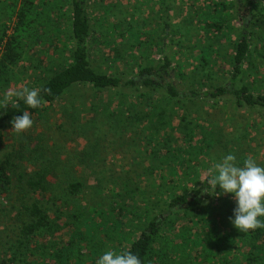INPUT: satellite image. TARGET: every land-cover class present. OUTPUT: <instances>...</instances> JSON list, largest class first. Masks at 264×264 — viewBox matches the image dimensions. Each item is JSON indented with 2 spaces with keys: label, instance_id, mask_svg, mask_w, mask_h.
Returning <instances> with one entry per match:
<instances>
[{
  "label": "rangeland",
  "instance_id": "rangeland-1",
  "mask_svg": "<svg viewBox=\"0 0 264 264\" xmlns=\"http://www.w3.org/2000/svg\"><path fill=\"white\" fill-rule=\"evenodd\" d=\"M206 1L183 0L186 5L182 8V0H88L91 28L88 47L91 65L98 73L119 74V77L127 81L128 78H138L142 74L140 72L146 71L149 67L156 65L161 67L165 60L168 76H171V81L181 91L198 90V93L204 95L215 87L225 86L232 80L229 54L235 53L231 41L236 43L240 39L236 36L234 29L239 27V23L237 20L232 21L235 25L232 32L234 38L225 36H223L225 38H208L209 34H204L203 30L198 27L195 29L191 22L185 21L186 17H192V14H189L190 8H195L189 6L190 2L200 4ZM167 4L171 7L169 8ZM9 9V2L0 0V28L2 23H7L9 28L14 25V20L6 17V14L10 12ZM66 11L68 10L62 8L60 12V18L63 21L50 23L47 33L40 32L42 36L36 39L37 42L33 40L31 46L22 47L16 62L8 64L3 71L0 70V107L19 99L11 96L5 100L6 94L21 91L24 87L38 90L56 70L63 69L72 62L71 50L74 44L68 38L72 20L69 18V11ZM62 13H65V18ZM193 23H195L194 20ZM257 25V22L251 21L249 32L252 30L257 32L258 28L254 29ZM251 42L253 49L259 50L262 47L258 38H251ZM198 44L205 48L213 44L214 47H211L220 53V57L217 54L213 56L215 63L212 71H209L211 65H206L204 69L197 67L199 63L196 56L201 53L197 47ZM251 61L258 66L250 70L251 63L248 64V62ZM261 64L262 66L259 67ZM243 69L250 70L244 82L254 84V89L260 87L256 94H263L264 58L258 54L257 57L252 55ZM138 85L129 89L124 88V90L128 89L130 94L126 103H124L125 96L118 92L120 107L114 106V113L112 111L114 102L109 107V101H107L110 95L108 91L99 92L88 84H75L58 100L46 104L41 114L32 119L31 128L17 133L13 131V126L6 127L5 139L0 142V161L9 157L16 166V173H12L9 190L0 189V264H48L47 255H41L40 250L49 245L59 244L62 247L68 243L70 229L63 227V221L66 220L65 217L63 218L66 205H61L60 201L64 202V187L72 178L84 182L89 187L84 195L80 196L82 206L67 207V217L70 221L80 223L83 216L101 221V218L105 220V217L110 215L112 219L119 222L121 216L118 210L109 213L111 209L109 205L112 200H119V194L126 193L128 188L123 189L126 180L122 179L120 182L122 181L123 191L118 193L119 179L115 181L110 179L112 169L117 170L119 174L121 170L122 174L126 175L123 170H129L134 166L139 167L137 173L130 175L132 181L129 180L139 192L133 195L135 197L131 203L122 207L126 210L125 216L128 220L124 219L123 225L118 223L112 227H105V230L110 231L118 226V230L113 232L109 243L118 241L117 238L121 232L136 238L140 234L141 227H145L149 221L146 212H138L136 205L139 204L147 209L151 207L155 213L158 206H154L158 203L156 197L158 189L153 185L149 187V181L144 176L140 177L143 167L157 166L156 157L144 152L143 139L128 137L143 130L145 125L142 122L150 127L147 129H153L151 127L154 119L162 120L163 118L164 121L173 118L172 123L178 125L182 122L185 125L183 120L188 116L187 123L192 124L197 120L196 114L201 113L204 116V125L208 124V121L210 126L215 123L211 126L213 132L218 135L229 132L228 138H231L233 134L240 135L241 128L245 129L249 124L247 132L252 131V134L248 136L249 143L241 146L237 152L236 163L239 165V155L245 154L251 148L248 156L264 166V110L237 108L230 97L213 100L208 99L207 96L203 98L198 96V98L182 99L183 103L180 102L182 103L180 105L174 99L164 98L166 93L163 95L155 93L149 105L153 109L151 113L150 108L138 104L139 94L148 90L145 85ZM111 95L115 96L116 93L112 92ZM131 116L135 118L142 116L144 120L139 122L138 119H129L128 117ZM128 120L138 123V127L130 132V135L122 130L123 123L128 124ZM130 129L132 130V127ZM147 129L143 130V136L149 134ZM183 132L190 131L184 127ZM173 135L174 139L166 140L170 147L182 145L184 139L179 137L180 134L175 132ZM222 143V141L218 142L211 149L210 155L218 158L217 162L221 161L226 153L223 152ZM155 146L156 143L152 144L151 148ZM156 148H162L161 144H158ZM209 158L204 154L192 160V165L200 170L201 175L200 178L197 175L191 178H195L199 186L211 174V170L217 163ZM204 161L213 168L200 166ZM37 174H44L45 186L50 188L57 197L50 195L43 197L38 190L30 188L29 177L35 175L38 179ZM161 174H164L163 171L157 172L155 176ZM147 186L148 201L141 199L137 203L140 192ZM191 187L193 184L189 183V188ZM227 195L229 194H223V196ZM105 196H108V199ZM56 198L60 201L54 204L53 201ZM38 200H43L51 221L50 225L42 231L41 242L34 241L27 244L23 241L22 228L31 217L28 206ZM94 208L97 211L94 212ZM215 216L223 222L222 229L228 228L229 214L224 215V212L218 211ZM177 223L184 224L180 219ZM45 243L48 244L45 245ZM125 247L128 248V245Z\"/></svg>",
  "mask_w": 264,
  "mask_h": 264
},
{
  "label": "trees",
  "instance_id": "trees-1",
  "mask_svg": "<svg viewBox=\"0 0 264 264\" xmlns=\"http://www.w3.org/2000/svg\"><path fill=\"white\" fill-rule=\"evenodd\" d=\"M6 1V0H5ZM10 9L6 17H10L13 21V26L8 27L7 23H2L0 28V70L3 71L10 63L17 61L20 50L24 45H32L33 40L37 42L42 34L46 32L50 23H54L60 18L62 8L68 10L71 22L70 38L74 47L71 50L72 62L63 69L56 70L50 79L44 81L39 87L42 102L38 108H28L22 100H16L13 103H7L0 107V142H3L6 134V127L12 126L10 123L14 116L22 115L23 111L27 110L31 114V118H37L46 104L53 103L58 100L69 88L75 84H88L96 91H108L110 93L107 101L109 107L112 104V111L114 106L120 107V99L118 92L124 95V103L127 102L130 96L129 88L139 86L138 84L147 87L146 92H142L138 96V104H143L149 107L151 100L155 93L165 94L164 98L174 99L178 104H182V99L203 98L209 99H227L230 97L237 108L247 107L250 109L264 110V93L259 94L260 87L254 89V84L245 83L244 80L250 74V70L258 65L255 62L251 63L250 70L243 69L248 59L252 55L257 57V54L264 58V0H207L200 4L190 2L191 7L189 14L191 18L186 17L185 21L191 22L194 28L197 27L204 31V34H209L208 38H234L233 20L238 21L239 27L234 28L238 42L231 43L234 46L235 53L229 54V62L232 68L230 72L231 81L225 86H218L211 91L200 94L194 90L192 92L181 91L171 81V76H168L165 65L167 63L163 60L161 67L159 65L149 67L146 71L140 72L141 76L138 78H128L124 80L117 74L98 73L90 62V53L88 41L91 33L89 20V6L88 0H7ZM4 2V1H3ZM182 8H185V3L182 0ZM170 8L171 5L167 4ZM69 7V8H68ZM66 11V12H68ZM57 14V15H55ZM65 18V13H62ZM199 14L201 16H199ZM15 17L14 19H12ZM57 19H55V18ZM53 19L55 21H53ZM196 19V20H195ZM193 20L195 23H193ZM253 20L258 25V31L249 32V24ZM11 29V30H10ZM65 29V28H64ZM189 29V28H188ZM10 31V32H9ZM249 32V33H247ZM225 36V37H223ZM251 38H258L262 47L253 49ZM45 44L44 39L42 40ZM210 44L208 48L197 45L201 53L196 56L198 65L204 69L206 65H211L209 71H212L215 63L213 56L220 53L216 52ZM259 51V53H258ZM225 56V55H224ZM222 56V57H224ZM218 57V58H219ZM210 63V64H209ZM262 64L259 66L261 67ZM247 68V67H246ZM257 69V68H256ZM201 71V70H200ZM124 88H128L124 90ZM115 92L116 95H111ZM182 102V103H180ZM14 104H18L19 108H15ZM101 106V104H100ZM131 112L133 110H130ZM198 113V112H197ZM124 114V113H122ZM125 116V114H124ZM126 117V116H125ZM264 117V115H263ZM143 121L144 117L131 116L128 117ZM188 116L184 117L185 125L180 122L178 125L172 123V119L164 121V118L153 121V129H147V124L142 122L149 131L148 135H142L137 132L134 136L130 132L135 131L138 123L134 120H128L123 123L122 130L125 134H129L130 138H138L144 140V152L148 155L156 157V167H143L140 177L144 176L149 182V187L157 188L158 203L156 213L151 207L142 208L139 204L136 205V210L139 212H146L148 223L145 227H141L140 234L136 238L127 236L126 233L121 232L118 236V241L109 243L112 239L114 231L118 230V226L108 231L106 226L112 227L124 223L126 210L122 209L123 205L131 203L139 190L132 185L130 175L138 172L139 167H130L129 170H123L126 175L120 174L117 170H111L112 176L110 179L117 181L120 193L123 189L128 188V191L119 194V200L114 199L110 202L111 208L109 213H114L118 210L121 216L119 222L112 219L108 215L105 220L97 221L92 217H84L80 223L72 222L67 217L68 206L77 207L82 206L80 200L89 187L84 182L72 178L64 187L65 193L63 201L56 198L54 204L60 201L61 205H66L64 216L66 220L63 221L64 229H70V239L68 243L62 247L59 244L49 245L41 249V255H47L48 264H96V260L103 252L108 249L131 251L139 256L142 264H264V228H257L247 232H241L231 223L228 222V228L222 229L224 226L215 213L218 211L224 212V215L229 214L233 216V208L235 201L232 194L227 196H214L207 193L201 194V189L207 187L203 182L201 186L196 182L194 177L197 175L200 178V170L192 165V160L197 159L198 156L204 154L211 161L217 162L218 158L211 156V149L218 142H223V152L227 154L237 155L240 147L248 144V136L252 131L247 132L249 124L245 129L241 128L240 135L233 134L228 138L230 133L216 134L211 126L215 123L210 122L204 125V116L201 113L196 114L197 120L192 124L187 123ZM212 121V120H210ZM132 127V130L130 129ZM184 127L190 132H183ZM210 127V128H209ZM178 132L179 137L184 139L182 145H175L174 148L166 140L174 139L173 133ZM217 137V138H216ZM146 141H145V139ZM176 138H178L176 136ZM156 146L161 144L162 148H151L152 144ZM231 145V146H229ZM207 148H206V147ZM167 147V149H163ZM152 149V150H151ZM249 148L245 154L239 155V165L242 166L243 160L248 156ZM210 155V156H209ZM218 155V154H212ZM209 156V157H208ZM209 158V159H210ZM200 166L204 168H213L212 165L202 163ZM158 168V169H157ZM137 169V170H136ZM163 175L155 176L157 172ZM12 173H16V166L8 157L0 161V189L8 191L11 185ZM29 177V186L31 189L45 195L55 197L56 194L45 186L44 174H37ZM208 175L204 181L209 178ZM126 180L123 184L122 181ZM130 180V181H129ZM190 180V182H186ZM189 183L193 187L189 188ZM133 186V187H132ZM101 188V187H99ZM180 188V192L178 189ZM140 192V197L137 203L142 199L147 202L148 186ZM95 190V188H94ZM219 191V187L217 186ZM109 191L110 190H106ZM156 191V190H155ZM67 193V194H66ZM117 193V194H118ZM129 197H128V196ZM57 197V196H56ZM108 199V196H105ZM120 200L124 202L121 203ZM148 204V203H147ZM47 207L43 204V200L34 201L31 206H28L30 220L22 228L23 241L27 244L32 242H41L40 237L43 236L42 231L50 225V215L46 212ZM147 209V210H146ZM97 211L94 208V212ZM152 212H154L152 214ZM94 216V215H92ZM126 217V218H125ZM182 220L184 224L178 225L177 220ZM104 221V222H103ZM103 222L102 225L99 223ZM234 229V230H233ZM176 230V231H175ZM48 243H45V245ZM128 245V248L125 247Z\"/></svg>",
  "mask_w": 264,
  "mask_h": 264
},
{
  "label": "clouds",
  "instance_id": "clouds-1",
  "mask_svg": "<svg viewBox=\"0 0 264 264\" xmlns=\"http://www.w3.org/2000/svg\"><path fill=\"white\" fill-rule=\"evenodd\" d=\"M11 96L18 97L28 108H38L43 99L39 90L28 87L6 94L5 100ZM14 107L19 108V105L14 104ZM10 123L17 133L33 126L31 114L27 110L22 115L14 116ZM204 182L207 187L201 189V194H232L235 207L229 219L234 227L241 232L264 228V166L259 165L255 159L247 157L241 166L236 163L235 155L227 154L214 165L209 178ZM96 264H142V261L131 251L108 249L99 256Z\"/></svg>",
  "mask_w": 264,
  "mask_h": 264
}]
</instances>
